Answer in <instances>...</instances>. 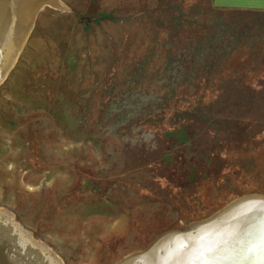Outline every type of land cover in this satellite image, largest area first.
Returning a JSON list of instances; mask_svg holds the SVG:
<instances>
[{"label":"rangeland","instance_id":"obj_1","mask_svg":"<svg viewBox=\"0 0 264 264\" xmlns=\"http://www.w3.org/2000/svg\"><path fill=\"white\" fill-rule=\"evenodd\" d=\"M41 1L0 79V213L28 238L124 264L264 198V9Z\"/></svg>","mask_w":264,"mask_h":264},{"label":"bare ground","instance_id":"obj_2","mask_svg":"<svg viewBox=\"0 0 264 264\" xmlns=\"http://www.w3.org/2000/svg\"><path fill=\"white\" fill-rule=\"evenodd\" d=\"M43 3L0 0V42L5 44L0 52V79L13 63L12 56L20 48L32 11L40 9ZM252 202L258 206L249 207ZM260 202L264 198H246L217 222L193 227L184 235H166L150 251L124 264H260V242L264 237V207L259 206ZM0 264L60 263L28 238L5 213H0Z\"/></svg>","mask_w":264,"mask_h":264},{"label":"water","instance_id":"obj_3","mask_svg":"<svg viewBox=\"0 0 264 264\" xmlns=\"http://www.w3.org/2000/svg\"><path fill=\"white\" fill-rule=\"evenodd\" d=\"M247 200H250V198H247ZM241 201H245V199H243V200H241ZM241 201H239V202H241ZM239 205L240 203H235V204H232L231 206H229L228 207V209H226L225 211H223V213H220V214H218L217 216H215L214 218H212V219H210V220H207V221H205V222H202V223H199V224H197V225H195V226H193L194 228H196V226H202L201 224H206V226L207 225H209V224H211V223H213V222H217L222 216H224L226 213H228L229 211H231L232 209H235L237 206L236 205ZM204 226V225H203ZM202 226V227H203ZM192 227V229L190 228V229H188L185 233H189L191 230H193L194 228ZM185 233H182V235H184ZM180 235V234H179ZM169 236V235H168ZM226 245V244H225ZM206 262V261H205Z\"/></svg>","mask_w":264,"mask_h":264},{"label":"snow or ice","instance_id":"obj_4","mask_svg":"<svg viewBox=\"0 0 264 264\" xmlns=\"http://www.w3.org/2000/svg\"><path fill=\"white\" fill-rule=\"evenodd\" d=\"M258 205L256 202H252L249 207L256 208ZM260 207H264V202H260ZM214 251V250H213ZM260 264H264V237H262L260 242ZM210 254V253H209ZM187 264H196V262H187Z\"/></svg>","mask_w":264,"mask_h":264},{"label":"crops","instance_id":"obj_5","mask_svg":"<svg viewBox=\"0 0 264 264\" xmlns=\"http://www.w3.org/2000/svg\"><path fill=\"white\" fill-rule=\"evenodd\" d=\"M237 1V0H236ZM238 1H243V2H249L251 5H254L255 8L264 9V0H238Z\"/></svg>","mask_w":264,"mask_h":264}]
</instances>
